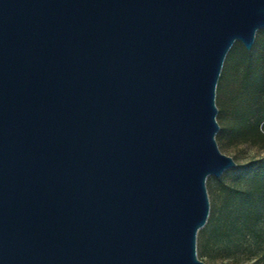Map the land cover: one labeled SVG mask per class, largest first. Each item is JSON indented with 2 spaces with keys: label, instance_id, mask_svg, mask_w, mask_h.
<instances>
[{
  "label": "water",
  "instance_id": "95a60500",
  "mask_svg": "<svg viewBox=\"0 0 264 264\" xmlns=\"http://www.w3.org/2000/svg\"><path fill=\"white\" fill-rule=\"evenodd\" d=\"M264 0H0V264H207L215 96Z\"/></svg>",
  "mask_w": 264,
  "mask_h": 264
},
{
  "label": "trees",
  "instance_id": "16d2710c",
  "mask_svg": "<svg viewBox=\"0 0 264 264\" xmlns=\"http://www.w3.org/2000/svg\"><path fill=\"white\" fill-rule=\"evenodd\" d=\"M216 98L220 120L216 137L264 148V27L256 31L250 50L239 41L233 43L222 65ZM224 175L228 182L220 188L223 201L211 232L229 241L247 230L256 235L255 241L264 240V154L236 162Z\"/></svg>",
  "mask_w": 264,
  "mask_h": 264
},
{
  "label": "rangeland",
  "instance_id": "374dc122",
  "mask_svg": "<svg viewBox=\"0 0 264 264\" xmlns=\"http://www.w3.org/2000/svg\"><path fill=\"white\" fill-rule=\"evenodd\" d=\"M216 101L217 98L215 96ZM218 113L219 111H217L216 120L220 124ZM215 138L219 149L232 156L237 163H242L250 158L264 154V148L260 145H254L249 142H235L231 137L218 139L215 136ZM224 172L219 177L210 175L206 179L210 207L207 221L202 227L204 230L201 231L200 228L197 233V256L207 264H264V240L255 241V234L246 230L243 236L233 235L231 240L228 241L218 238L211 232L215 219L219 214L218 209L223 201L220 188L223 183L228 182ZM219 179L222 181L219 182Z\"/></svg>",
  "mask_w": 264,
  "mask_h": 264
}]
</instances>
